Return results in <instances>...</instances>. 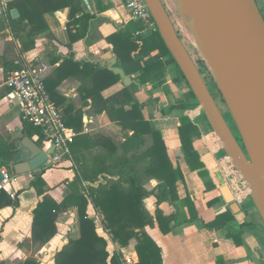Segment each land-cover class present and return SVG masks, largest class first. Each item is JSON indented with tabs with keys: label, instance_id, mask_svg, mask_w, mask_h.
Returning a JSON list of instances; mask_svg holds the SVG:
<instances>
[{
	"label": "crops",
	"instance_id": "obj_1",
	"mask_svg": "<svg viewBox=\"0 0 264 264\" xmlns=\"http://www.w3.org/2000/svg\"><path fill=\"white\" fill-rule=\"evenodd\" d=\"M87 1L90 9L83 0H41V33L35 37L33 45L27 36L29 27L25 29L21 23L16 24L19 38L14 37L9 27L0 29V84L5 90L0 93V118L3 125L13 128L18 134L16 138H11L0 130V136L11 142L17 150L20 147L19 142L25 138L21 134L22 117L19 108L9 99L11 91L4 85L2 69L4 64L11 62L19 64L22 69L27 67H24L26 63L29 67L39 65L43 68L45 82L52 92L51 98L68 121V128L76 135H102L118 146L132 133L130 129L122 126L110 104H106L107 100L123 91L122 80L119 79L98 92L94 81L88 75L94 67L107 69V60L113 56L117 61L116 66L120 67L127 77L136 79L139 68L160 57V42L153 36L148 40L151 43L148 46L128 49V45L123 41L128 33H132L128 31L130 23L122 9L123 0H120V3L119 0ZM68 2L69 6L66 5ZM8 4L18 13L15 19L24 18L30 13L24 0H0V26L3 25ZM99 5L110 6L101 11L98 9ZM84 9L95 18L88 22L85 35L75 39L77 30L72 25L68 26L72 20L84 13ZM4 23L6 24V20ZM111 36L112 40H109ZM76 65L79 68L75 67ZM83 67L86 72L82 71ZM176 75L177 68L170 65L165 70V83L152 90L150 95L146 91L150 86L138 89L132 94L140 105L144 119L151 122L160 132L172 165L180 168L184 182L177 186L178 196L180 199L190 197L199 221L173 228L167 235L160 232L157 223L146 227L145 231L160 248L163 264H217V257H221L222 264H264L262 220L251 200L238 206L239 212L236 214L232 213L225 202L221 192L222 186H227L221 166L223 156L211 152V144L210 148L205 145V142L211 140V130L208 125L206 128L207 126L199 124L198 120L203 117L199 116L196 121H190L199 134L193 139L192 147L198 154L203 168L190 171L184 160L178 133L180 118L186 116L187 110L173 111L167 115L162 113L163 109L178 102L197 106L186 81H172ZM49 147L48 143L43 142L41 145L43 150ZM99 153L104 155L105 150L99 148L92 151V155ZM15 158L16 156L14 160ZM50 161L48 166L41 168L42 178L50 188L45 195L61 202L67 195V188L63 183L72 179L74 168L70 161L63 163L64 168H51V165L63 160L54 162L50 156ZM39 170L40 168L36 171ZM200 171L204 174L199 175ZM33 175L32 172L16 176V181L0 195V261L7 264H19L29 258L36 259L39 264H54L56 253L61 251L70 239L79 237L76 209L70 208L57 213V232L48 243L38 248L31 242L33 210L42 198L38 197L35 189L31 187ZM155 185L156 181L151 180L148 188L152 189ZM10 194L14 195V199L10 198ZM8 197L12 200L11 205L7 204ZM143 205L153 217L156 210L154 197L146 198ZM159 208L165 215L175 212L174 207L167 203ZM228 212L231 217L226 226L220 229H208L203 226L214 221L217 216H227ZM87 214L95 222L97 235L106 241L109 255L118 252L122 254V258H129L136 264L138 258L132 247L135 241L131 240L127 247L121 248L112 242L110 235L102 227L101 218L90 205ZM18 256H23L22 260L14 263L13 260L10 261Z\"/></svg>",
	"mask_w": 264,
	"mask_h": 264
},
{
	"label": "trees",
	"instance_id": "obj_2",
	"mask_svg": "<svg viewBox=\"0 0 264 264\" xmlns=\"http://www.w3.org/2000/svg\"><path fill=\"white\" fill-rule=\"evenodd\" d=\"M24 1L29 9V15L24 18L12 19L10 10L13 6L8 4L0 29L9 27L14 37L19 38L16 24L21 23L25 29L29 27L27 36L33 45L35 37L41 33V0ZM66 5L69 6L70 2ZM109 6L99 5L98 9L105 11ZM92 18L95 16L90 15L84 9V13L80 17L72 20L68 27L72 25L77 30L78 37L76 36L75 39H80L85 35L89 26L88 22ZM129 23L132 35L128 33L126 40L123 41L128 45V49L148 46L151 44L148 40L153 36H156L160 42L158 46L160 57L139 68L136 77L139 80V87L150 86V89L146 90L150 95L152 90L165 83V70L170 65L177 68V75L173 77L172 81L174 83L180 80L185 81L158 31L151 36H134L140 26L132 21ZM177 34L181 40L178 31ZM109 40H112V36ZM202 63L204 64V62ZM75 67L79 68L77 65ZM2 69L4 79L11 72L22 70L21 66L15 62L4 64ZM84 69L83 67L82 71L86 72ZM91 72L88 76H91L98 92L120 79L119 76L104 67H94ZM45 86L52 97L47 82H45ZM137 90L138 86L135 84L124 86L122 92L106 101V104H110L114 109L122 126L132 131L131 135L118 146L114 145L110 138L102 135L77 134L74 136L68 145L74 175L70 181L63 183L67 188V195L61 202L45 195L50 188L42 178L41 168L39 171L33 172L31 187L35 189L38 197H42L33 210L31 242L34 245L41 248L56 234L57 213L63 209H76L79 237L70 239L68 244L56 253L54 264H122V254L117 252L110 256L106 249V241L97 235L95 222L87 214L89 205L101 218L102 227L110 235L112 242L125 248L131 240L135 241L134 250L138 258L136 264H163L161 250L146 233V227L157 223L160 232L167 235L173 228L199 221L190 197L186 196L184 199H180L178 196L177 186L180 182H184V176L179 167L172 165L160 132L151 122L144 119L140 105L132 94ZM117 105L118 107H115ZM194 107L178 102L163 109L162 113L167 115L173 111H186ZM62 117L68 127V121L63 114ZM178 133L181 150L188 168L190 171L202 169L203 164L192 147L193 139L199 134L187 116L180 118ZM21 134L22 137L33 139L32 141L39 147L44 142L40 131L32 128L23 118ZM99 148L104 149L105 154L92 155V151ZM16 153L15 146L0 136V169L2 167L8 169ZM198 174L202 175L204 172L200 171ZM151 180L156 181V185L149 189L148 184ZM148 197L155 199L156 210L153 217L147 213L143 205V201ZM11 203L12 200L9 198L7 204L11 205ZM164 203L172 205L175 212L165 215L159 208ZM230 217V212H228L227 216H217L214 221L203 224V226L208 229H220L229 223ZM216 261L217 264H222L221 257H217ZM0 264L5 263L0 262ZM19 264L39 263L36 259L29 258Z\"/></svg>",
	"mask_w": 264,
	"mask_h": 264
},
{
	"label": "water",
	"instance_id": "obj_3",
	"mask_svg": "<svg viewBox=\"0 0 264 264\" xmlns=\"http://www.w3.org/2000/svg\"><path fill=\"white\" fill-rule=\"evenodd\" d=\"M183 1L192 19L185 23L197 41L237 136L180 40L162 1L144 0L207 125L245 182L264 226V19L254 0ZM83 2L90 9L88 1ZM10 16L17 18V11L12 9ZM116 63L112 56L107 60V70L119 76L124 86L135 84L141 90L139 80L127 77ZM19 146L15 160L8 166L11 175L31 174L50 164L53 145L43 150L25 137ZM221 192L232 213H238L228 186H222Z\"/></svg>",
	"mask_w": 264,
	"mask_h": 264
},
{
	"label": "built area",
	"instance_id": "obj_4",
	"mask_svg": "<svg viewBox=\"0 0 264 264\" xmlns=\"http://www.w3.org/2000/svg\"><path fill=\"white\" fill-rule=\"evenodd\" d=\"M263 6L258 9L264 19V0ZM257 5V4H256ZM123 11L128 20L137 23L140 29L135 31L134 36H151L156 33L157 26L144 2V0H123ZM4 85L10 89L9 99L16 105L22 118L32 128L40 131L44 143L54 146L51 160L56 162L67 159L71 162L68 145L76 135L69 129L63 120L62 114L55 102L52 100L45 86L43 68L41 66H30L22 70L11 72L5 79ZM186 116L190 121H196L199 116H203L201 108L197 105L191 110L186 111ZM211 140L205 142L211 152L217 154L222 152V146L216 135L210 132ZM72 163V162H71ZM221 166L226 177L227 186L232 194L233 202L238 206L250 200L249 190L241 175L233 168L230 159L223 154ZM0 173V194L5 191L11 183L16 181V176L11 175L7 168H1ZM14 199V195L10 194ZM122 264H133L131 259L122 258Z\"/></svg>",
	"mask_w": 264,
	"mask_h": 264
},
{
	"label": "rangeland",
	"instance_id": "obj_5",
	"mask_svg": "<svg viewBox=\"0 0 264 264\" xmlns=\"http://www.w3.org/2000/svg\"><path fill=\"white\" fill-rule=\"evenodd\" d=\"M161 1H162L163 5L165 6V8H166V10H167V12H168V14L170 16V19L173 22L176 30L179 32V34L181 36V41L185 45L187 51L190 53L194 63L196 64L199 72L201 73V75H202V77H203V79H204L209 91L211 92V94H212L213 98L215 99L216 103L218 104L221 112L226 117V119L229 122L231 128L234 130L235 135L237 136L235 126H234V124L232 123V121H231V119L229 117V113H228V111L226 109V106L224 105L222 99L220 98V96L218 94L216 85H215V83L213 81V78H212V76L210 74V71L208 70V67H207L206 63H204V64L202 63V62H204L203 61L204 59H203L202 52H201L199 46L197 45V41L195 40V38L193 37L192 33L188 29L187 24L185 23V21L181 18V15L178 12L173 0H161ZM254 1H255V4H257V6H259L261 9H263L262 8L263 4H262L261 0H254ZM119 3H120V0H119ZM128 31L131 32V26L130 25L128 27ZM14 56L15 55L13 54V51H12V57H14ZM26 65H27V67H29L27 63L24 64V67ZM1 85L2 84H0V93L5 91V90L2 89ZM0 121H1V118H0ZM198 121H199V124H201V126H203V127L207 126L205 119L202 118V119H200ZM2 123L3 122L1 121L0 122V130H1V132L4 135H7V136H9L11 138H16L18 136V134H16V132H15V130L13 128L10 129L9 127L3 125ZM206 128H208V126ZM223 154H224L223 152H218L217 153V155H219V156H223ZM66 161H68V160L64 159L63 161L59 162L56 165H51V168H55L56 166H59V168H64L62 165ZM134 246L135 245H133L132 247L134 248ZM22 258H23V256H18V257H15L14 259H11L10 261L12 262V260H13L12 263L18 262V261L22 260ZM0 262H3V261H0ZM4 263L7 264L6 262H4Z\"/></svg>",
	"mask_w": 264,
	"mask_h": 264
},
{
	"label": "bare ground",
	"instance_id": "obj_6",
	"mask_svg": "<svg viewBox=\"0 0 264 264\" xmlns=\"http://www.w3.org/2000/svg\"><path fill=\"white\" fill-rule=\"evenodd\" d=\"M178 12L181 15V18L186 22V23H191V13L189 9L187 8L186 4L184 3L183 0H173Z\"/></svg>",
	"mask_w": 264,
	"mask_h": 264
},
{
	"label": "flooded vegetation",
	"instance_id": "obj_7",
	"mask_svg": "<svg viewBox=\"0 0 264 264\" xmlns=\"http://www.w3.org/2000/svg\"><path fill=\"white\" fill-rule=\"evenodd\" d=\"M176 29V28H175Z\"/></svg>",
	"mask_w": 264,
	"mask_h": 264
}]
</instances>
